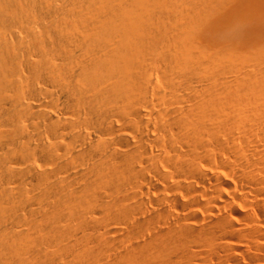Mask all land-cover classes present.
I'll return each mask as SVG.
<instances>
[{"label": "bare ground", "instance_id": "obj_1", "mask_svg": "<svg viewBox=\"0 0 264 264\" xmlns=\"http://www.w3.org/2000/svg\"><path fill=\"white\" fill-rule=\"evenodd\" d=\"M0 264H264V0H0Z\"/></svg>", "mask_w": 264, "mask_h": 264}]
</instances>
